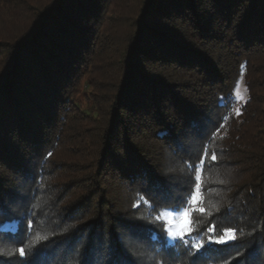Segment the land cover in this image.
Listing matches in <instances>:
<instances>
[{
    "label": "trees",
    "instance_id": "trees-1",
    "mask_svg": "<svg viewBox=\"0 0 264 264\" xmlns=\"http://www.w3.org/2000/svg\"><path fill=\"white\" fill-rule=\"evenodd\" d=\"M205 150L197 251L143 200L181 207ZM213 222L237 238L209 244ZM0 252L264 264V0H0Z\"/></svg>",
    "mask_w": 264,
    "mask_h": 264
},
{
    "label": "snow or ice",
    "instance_id": "snow-or-ice-1",
    "mask_svg": "<svg viewBox=\"0 0 264 264\" xmlns=\"http://www.w3.org/2000/svg\"><path fill=\"white\" fill-rule=\"evenodd\" d=\"M236 95L239 96V85H237ZM208 156L207 151L203 153V156L195 163L189 164V170L193 176L192 188L189 195L184 199L183 205L176 208H168L161 210L156 213L153 217L152 212H156V209L151 205L148 200H143V203L149 208V219H154L160 224V228L163 232L167 233V237L170 240H180L184 245H190L191 249L200 250L204 247L203 234L193 237L192 233L196 231L195 214L201 216L206 213L205 207H203L205 196L202 172L205 167V158ZM212 161L217 160L215 153L211 155ZM133 207H140V201H137ZM29 222V229L31 228ZM210 235L208 236L209 244H227L229 241L235 240L236 231L234 229H224L222 232L217 234L215 222L206 229ZM187 237V238H186ZM41 237L37 235L36 242H39ZM47 239V237H43ZM20 257H25V247H19L16 250ZM3 253L0 252V255Z\"/></svg>",
    "mask_w": 264,
    "mask_h": 264
},
{
    "label": "rangeland",
    "instance_id": "rangeland-1",
    "mask_svg": "<svg viewBox=\"0 0 264 264\" xmlns=\"http://www.w3.org/2000/svg\"><path fill=\"white\" fill-rule=\"evenodd\" d=\"M239 85V96L236 95V91H237V88L235 90V96H234V105H233V110L234 112L236 113V115L239 114L240 112V107L243 105V103L245 102L246 100V92H245V88H244V84L242 82V79L241 81H239L238 83ZM78 104L84 108L85 107V102H84V94L80 95L78 97V100H77ZM166 241L168 243H173L174 241L173 240H170L168 237H167V233H166ZM176 241V240H175ZM208 242V240H207ZM230 242V241H229Z\"/></svg>",
    "mask_w": 264,
    "mask_h": 264
}]
</instances>
